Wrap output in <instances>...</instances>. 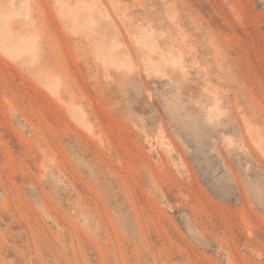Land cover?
I'll list each match as a JSON object with an SVG mask.
<instances>
[{"label":"rangeland","instance_id":"374dc122","mask_svg":"<svg viewBox=\"0 0 264 264\" xmlns=\"http://www.w3.org/2000/svg\"><path fill=\"white\" fill-rule=\"evenodd\" d=\"M86 1L0 0V264H264V0Z\"/></svg>","mask_w":264,"mask_h":264},{"label":"bare ground","instance_id":"6f19581e","mask_svg":"<svg viewBox=\"0 0 264 264\" xmlns=\"http://www.w3.org/2000/svg\"><path fill=\"white\" fill-rule=\"evenodd\" d=\"M76 1V0H75ZM95 1V0H94ZM65 2V1H64ZM74 2V1H73ZM97 3V2H96ZM80 5H79V7H75L74 8V5L76 6V4H74L72 7H73V9H71L72 10V12L76 15L77 13H80L81 11L80 10H84V11H87L88 10V8H89V3H88V1H86V0H81V3H79ZM95 5V3H93V5L92 4H90V7H92V6H94ZM65 6V5H64ZM67 6V5H66ZM63 11V10H62ZM89 11V10H88ZM92 11V10H91ZM1 12V11H0ZM2 13V14H1ZM0 13V18L1 19H5V20H8V19H10V18H12L13 17V15H14V12H13V10H11V12H6V11H4V12H1ZM93 11L91 12V15L92 16H90V17H88L87 15L85 16L84 14H82V17H83V20L85 21V23H88V22H91V20H92V17H93ZM17 15H20V13H17ZM68 15H69V13H68ZM71 15V14H70ZM30 18V17H29ZM12 20V19H11ZM122 20L123 21H125V17H123L122 18ZM82 21V20H81ZM8 22L9 21H7V23L5 24V25H7L8 24ZM76 26V25H75ZM2 27V26H1ZM8 27V26H7ZM90 27V26H89ZM9 28V27H8ZM86 28V27H85ZM8 31H9V29H8ZM10 32V31H9ZM9 32H7V33H9ZM10 35V34H9ZM25 36V35H24ZM25 37H27V36H25ZM12 38V37H11ZM31 41V40H30ZM34 41V40H33ZM13 42V41H12ZM14 43V42H13ZM15 44V43H14ZM13 46V45H12ZM11 46V47H12ZM19 46H21V45H19ZM36 46H37V44H36ZM22 48V47H21ZM22 50V49H21ZM37 51V50H36ZM22 52L21 51H18L17 52V54L18 55H20ZM27 55V54H26ZM25 54H24V56H26ZM28 55H29V52H28ZM108 58V57H107ZM178 60H180V59H178ZM176 63V62H175ZM179 63V62H178ZM122 64V63H121ZM180 64V63H179ZM184 66H185V63H184ZM180 67H182V66H180ZM185 73H187V71H185ZM217 102V101H216ZM214 104H215V102H214ZM213 104V105H214ZM219 105V104H218ZM220 106V105H219ZM212 107V106H211ZM217 107V106H216ZM220 107H222V106H220ZM214 109V108H213ZM162 144H164V145H168V143H166V142H162ZM170 147V146H169ZM166 150V149H165ZM263 151H264V149H262Z\"/></svg>","mask_w":264,"mask_h":264}]
</instances>
